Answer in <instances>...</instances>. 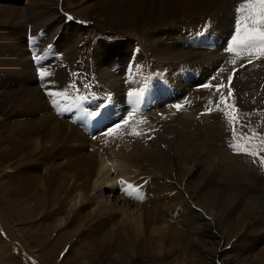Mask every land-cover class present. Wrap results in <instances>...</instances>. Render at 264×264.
I'll return each instance as SVG.
<instances>
[{
    "label": "rangeland",
    "instance_id": "rangeland-1",
    "mask_svg": "<svg viewBox=\"0 0 264 264\" xmlns=\"http://www.w3.org/2000/svg\"><path fill=\"white\" fill-rule=\"evenodd\" d=\"M8 1L0 0V9L7 6ZM13 1L19 3L20 8L14 24L22 28L17 33L23 40L27 36V41L31 37L38 38L40 29L36 30L34 13L26 6L29 0ZM184 3L185 0H50L59 18L47 37L55 34L52 30H57L59 36L55 34L48 41L46 35H42L46 37V47H50L40 56L36 50L40 46V37L35 45L28 42L24 46L28 48L30 59L27 62L30 65L28 81L43 87L45 82L41 73L53 67L59 71L62 69L77 83L79 93H76L84 95L87 104L83 105V99V102L71 100L67 105L74 104L73 107L78 108V121L74 125H78L88 142L83 150L65 144L52 154L37 152L33 158L25 156V151L31 150L26 145L16 147L11 154L9 141L0 133V264H264V199L260 197L264 194V56L255 50L247 55H237L235 51L228 50L231 46L224 45L232 28L237 27V19L241 15L237 9L246 3H255V0H199L198 6L190 8L191 14L178 17L177 12L182 13L183 9L179 10L185 6ZM145 5L155 9L154 17L150 12V17L144 16L142 9ZM64 10L92 21L89 24L85 21L83 25L73 20L75 17L71 14L68 20ZM9 26V23H0V28ZM219 26L225 29L219 32ZM211 31L221 35L214 39L218 41L213 43L217 44L215 46L187 40L191 36L198 39ZM122 53L129 55L131 68L134 67L142 77V82L151 86L146 83L150 91L170 85L159 99V106H150V116L141 121L139 110L128 105L134 98L126 92L132 90L135 93V87L128 71L118 66ZM205 63L207 68L199 74L201 77H192L191 83L198 86L205 78L203 83L208 84L210 79L212 84L196 91L197 86L189 84L187 90L191 89V94L183 102L178 98L176 103L181 107H176V112H173L167 105L168 99L172 95L179 96L177 88L183 87L177 84V76L193 71L200 64L202 69ZM211 69L213 73L209 75L212 76L206 78ZM158 82L166 83L156 85ZM220 82L224 87L218 90ZM230 89L232 95L229 97ZM47 92L49 89L45 91V100L58 119H73L70 112L62 111L66 100L63 102L60 96ZM221 94L227 98L223 103ZM184 102L188 104L184 105ZM210 102L213 110L209 112L205 108H209ZM194 103H199L198 110L190 115L185 109ZM226 105L235 106L238 120L229 122L225 115ZM83 110L86 112L84 117ZM109 111H114V114L110 115ZM227 111L233 110L229 107ZM93 119L95 121H91ZM233 130L237 134L235 140ZM242 136L251 139L244 140ZM233 143L256 152V155L235 150L230 146ZM97 149L108 153L107 156L114 155L123 160L126 168L133 170V176L141 182L137 192H129L120 177L122 181L118 182L117 192L109 196L110 191H106L104 198L114 205L126 199L135 208H141V205L150 207L152 198H148L150 195L146 191L151 192L158 187L156 190L166 195L164 202L159 200L152 204V212L156 218L159 216L187 233L188 242H174V247H170L169 240L166 245L162 244V235L154 236L155 243L151 244L145 241L144 234L135 238L131 229L124 225L125 232L118 237L119 250L109 251L104 247L103 235L90 236L92 243L86 244L83 234L92 223L91 210L97 206V201L90 202L89 197V204L83 208L82 215L78 214L80 204L74 207L75 202L66 204L67 201L58 206L53 202L41 211L40 207L29 208L31 202L25 204L22 194H17L10 187V183L22 180L25 173H33L36 169L48 176L47 172L55 160L61 169L54 179L52 192L59 188L60 197L69 195L70 185L84 186L91 172L89 158ZM55 174L52 175L55 177ZM199 178H204L202 191L198 188ZM206 180L214 191H203ZM213 194L223 199L225 196L231 198L229 203L223 201L216 208L218 215L213 213L212 216L201 207V202L204 203L206 195ZM15 195V202H24L26 208L12 204L11 198ZM42 197L48 199L39 194L33 197V201ZM248 206L258 207L252 216L247 214ZM188 208L203 215L195 221L186 213ZM75 209L78 211L76 216L73 215ZM18 210L20 212L15 213ZM117 217L118 223L122 220V212L113 217L114 221ZM158 220L159 232L164 224L162 221L159 224ZM13 230L20 241H8L7 233Z\"/></svg>",
    "mask_w": 264,
    "mask_h": 264
},
{
    "label": "bare ground",
    "instance_id": "bare-ground-1",
    "mask_svg": "<svg viewBox=\"0 0 264 264\" xmlns=\"http://www.w3.org/2000/svg\"><path fill=\"white\" fill-rule=\"evenodd\" d=\"M198 1L199 0H185V3H184L185 6H183L181 9L179 8L180 9L179 11L183 9L182 13L177 12L179 14L178 17L185 16V15L187 16V14H191L192 10L190 8L192 6L193 7L198 6ZM8 2L9 4L7 6L0 9V23L5 22V23H9L10 26H13V24L16 21L17 15H18V11L20 9L19 3H15L13 0H10ZM177 5H180V3ZM200 5H202V3ZM26 6L29 7L30 10L34 13V20L37 26L36 30L40 29V31L38 32V35L40 37L38 44H40V46H37V49H36L38 50V53L40 56L42 55L41 53L45 51V49L47 48L46 47L47 41L45 42V38L47 37V35L50 34L49 30L53 28L58 22L57 21L58 20L57 18H59L58 13L56 9L52 6V4H50V0H29L28 5ZM142 10L145 13L144 16H148L150 12L151 14H153L152 16L154 17L155 9L153 7L145 5ZM194 11L196 10L194 9ZM171 13L175 14V12H171ZM10 26L7 29L6 28L4 29V27L0 28V128H1L0 133L4 134L5 135L4 139L9 141L10 153L13 154L15 152L14 150H16L15 149L16 147L22 148L24 145L28 146V148L31 147V150H32V151L26 150L25 156L26 157L33 156V158H35V155L37 154V152H42L43 155L52 154L55 152V150H59L60 148L65 146V144L67 147L76 146V147H81L83 150L84 149L83 146L87 144L88 138L80 130L78 125L77 126L74 125L75 121H78V117H77L78 108L73 107L74 104L67 105V103L70 102L71 100L72 101L75 100V102L76 101L83 102V99H84L83 105H86L87 100L85 99V96L83 95L82 97L81 95L76 93V91H78L79 89L77 86V83L75 81H72V79L68 76L66 72L63 73L62 69L59 71L57 70V68L52 67L49 70L47 68L46 71L44 72L45 75H43L44 76L43 80L45 82L44 85L42 84L43 87H39L33 81L31 82L28 81L29 76H30V65L27 62H29L30 59L28 58V55H27L28 48H25L24 46H26L28 42H32V44L35 45V41L39 37L38 38L37 36L31 37L32 39L30 38L27 41V36H25V39L23 40L22 37L19 35V33H17L22 27L20 25H15V24L11 28ZM219 27L222 29H220ZM219 27H218L219 32H222L225 29V27L223 26H219ZM52 31L55 34H58L57 30L56 31L52 30ZM55 34H52L51 36ZM42 35H46V37ZM51 36H49V38ZM220 37L221 35L218 32L211 31L208 34L201 35L198 39H195L191 36V37H187V40L189 41L192 40L196 44H200V45L204 44V46L205 45L215 46L217 44H213V43L218 42V41H215L214 39L220 38ZM49 38L47 37L48 41L50 40ZM224 45L228 46V39ZM122 54H121L122 60L117 61V63L119 64L118 66H121V68L124 71L125 70L128 71L131 77V84L136 88L135 93L137 92L140 93L139 96H133V97L131 96L134 99H131L128 105L130 106V108L134 107L139 110L140 112L139 118H141L140 119L141 121L142 119H147L150 116L149 114L152 112L150 111L151 108H154L155 106L157 108L159 106V102H160L159 99L162 98L165 89L170 85H166V87L162 88V90H158L156 88L157 90L150 91V88L146 87L147 82L146 83L142 82V77L138 76L137 71L134 70V67L131 68L130 66L131 58L128 57L129 55L126 56L127 54L126 55L123 54L124 55L123 56ZM123 58L126 60L124 61ZM53 59L54 57L52 58V60ZM46 64L47 63L44 62V65ZM197 66L198 67L194 68L195 71L193 70L191 72H186L185 74L183 73L177 76L178 77V79L176 78L177 84L183 87L177 88V92L179 93V96L174 97V95H172L170 99H168L167 105L171 106L173 112H176L175 111L177 110L176 107L180 106V105H177L176 102L179 99H181V102H183L184 99L187 98V95L189 93L191 94L192 90L191 89L187 90V86L189 84L192 87L197 86L191 83V78L192 77L196 78L195 77L196 75H198L197 77L200 78L201 76L199 74L203 73L202 71L205 68H207L206 63L203 64L202 69L199 68L201 67V64ZM211 70L206 75V78L210 76L209 74L213 73V70L212 71ZM191 73L192 75L190 76ZM204 79H203V82H204ZM203 82L200 83L202 86L199 87L200 84H198V86L194 90L196 91V89L205 87V85L207 84ZM223 82L225 81L223 80ZM164 83L158 82L156 85H162ZM147 85L149 86L148 83ZM43 89H46V90L49 89V92L55 93L56 96H60L62 101L66 100V102L63 103L62 105L63 107L62 111L63 112L66 111L67 114L68 112H70L72 117L74 118L73 119L71 118V120L58 119L57 115L53 112L54 110L50 107V104L49 105L47 104L48 101L46 102L45 100L46 90L44 91ZM117 91L119 92V90ZM197 92L202 93V91H197ZM193 101L197 102V100H193ZM185 104H188V103L184 102V105ZM198 104L199 103H194L192 107L185 109V110L187 111V113H190V115L191 114L193 115L198 110ZM115 106H116V103H115ZM116 109L117 108L114 107V111H116ZM205 109H208V108H205ZM114 111H109V114L110 115L114 114ZM80 112L82 113V111H79V113ZM82 116L83 117L86 116V112L84 110H83ZM91 121H95V120L93 119ZM188 149L192 150L191 148H188ZM107 154L97 149L96 153L91 155L92 159L91 157L89 158V162H90L89 166H90L91 172L86 177V180H85L86 182L84 186H82V184H78L77 186L70 185L68 188V191H70V194L65 195L64 197L59 196V193H60L59 188L56 189L54 192H52L53 190L52 186L55 183L54 179H56L58 174H60L59 171L61 169V166L55 160H54V164L51 165L50 170L47 172L48 176H46L45 174L43 175L42 172L40 173V170L38 171V169H36L33 171V173L31 172L25 173V176L20 181L17 180L15 182L13 180L14 183H12V185L10 183V187L11 189L14 188L17 194H20V195L22 194L21 197L23 196L25 200L24 201L25 204L26 202H31V205L28 206L29 208L32 209V208L40 207L41 211H43L46 207H48L49 204L53 202L54 203L56 202L55 204L58 206L60 203L63 204L64 203L63 201H67L66 204L75 202L73 204L74 207H77L80 204L81 206L77 207L78 209L79 208L80 209L79 210L77 209V210L79 211L78 214L82 215L84 214L83 208L89 204V202H87L89 197H91L90 202L93 200L97 201V206L91 210L90 218H92L91 219L92 223L87 227L86 232H84L83 234L86 244L90 243V239H89L90 236L96 237V236L103 235L105 237L102 243L104 247L108 248L109 251H113L115 249L119 250L120 242H119L118 237H119V234L121 233L124 234L125 232L123 231L124 225H127L131 229L130 231L131 233H133L135 238H139L140 236L144 234L145 241H147L148 243L150 242L151 244L152 242L153 244L155 243L154 236L162 237V235L164 236L163 238L164 242L162 244L166 245L167 241L169 240L168 242L170 245L169 244L168 245L170 247H174L172 246L173 244H176L174 242L178 243L179 241H182V240L185 242H188L186 241L188 237L187 233L180 231L178 227L171 226L169 222L168 223L165 222V220L160 219L159 216H158L159 218L158 220V218H156V216L154 215V212H152L151 210L153 208L152 204L153 203L155 204V202H158L159 200L164 202L165 195H166L164 192L161 191L160 193L158 190H156V189H159L158 187L153 186L154 188L152 187L153 189H151V192H149L148 190L146 191L150 195L148 198H152V200H150V202H152L150 204V207L141 205L140 206L141 208H135V206L130 205L128 200L121 199V198H120L121 203L114 205L112 204L111 201H109L108 198H104V194L106 191H110L109 196H112L115 194V192H117L118 190L117 188H119L118 182L122 181L120 180L121 179L120 177H122L123 181L125 182L124 184L127 186V190L129 192H137V190L140 189L138 184L139 183L141 184L140 181L138 182L136 180L137 177L135 179V177L133 176L134 171L133 170L130 171L126 168L127 165L126 163H124L123 160L122 161L119 160L114 155L107 156ZM53 173H56L55 177L52 175ZM14 175H17V174H14ZM143 181H145V179H143ZM203 181H204V178L199 181L198 188L201 189L199 191H202L201 184H203ZM121 185L122 184H120V186ZM188 186L192 188V185L189 183H188ZM210 187L211 186H208V181L206 180L205 185L203 187V191H211V190L214 191L215 190V189H211ZM38 193L44 194V196H46V198L48 199L44 200V197H42V198H38L36 201H33L35 200L33 197L36 198V195H39ZM260 197L261 199H264V194H262ZM58 198H62L61 201L58 202L57 201ZM230 198H231L230 196H225V199H223L219 195L218 197L214 194L213 196L206 195V199H204V203L203 201L201 202L202 203L201 207L212 216L214 215L213 213H216L218 215V212H216V208L220 204H222L223 201L229 203ZM16 199H17L16 195L13 198H11L12 204L13 203L20 204L22 207H25V208L27 207L25 206L24 202H19V203H17L18 201L15 202ZM174 205L175 203L172 205V207ZM257 209L258 207L248 206V209H247L248 216H252L253 212H256ZM78 211H76L75 209L73 210L74 214L73 213L72 214L76 216L78 215L77 214ZM17 212H20V210L16 211L15 213ZM121 212H122V217H121L122 220H120V222L118 221L117 223L118 217L116 218V221H114L113 217L116 214L118 215V213L121 214ZM15 213H12V214L14 216H17L15 215ZM35 213H37V211ZM57 213L58 212H56V214ZM186 213L191 215L195 221L197 218L203 215L202 212L199 213L196 210L193 211L192 208H188ZM29 215H32V214H29ZM42 219L43 218H41V220ZM157 220L158 222L160 221L159 224H161V221L164 224L163 225L164 227L162 226V229L159 232H158L159 228L156 222ZM238 220H239L238 222H241L244 224L243 220H240V219ZM198 225L199 223L196 226ZM200 235L202 236L201 233ZM7 236H8L9 242L14 241L16 239L17 241H20L16 235V231L14 230L12 233L8 232ZM185 254L186 253H184V255Z\"/></svg>",
    "mask_w": 264,
    "mask_h": 264
},
{
    "label": "snow or ice",
    "instance_id": "snow-or-ice-1",
    "mask_svg": "<svg viewBox=\"0 0 264 264\" xmlns=\"http://www.w3.org/2000/svg\"><path fill=\"white\" fill-rule=\"evenodd\" d=\"M258 9V11H257ZM237 11L241 14L240 18L237 19L236 36L232 41V46L228 49L229 51H235L237 55L240 53L250 54L253 50L257 51L260 56H264V0H255V3H246L242 5ZM259 58V56H257ZM233 64L235 60L231 61ZM251 63V60H249ZM45 75V73H41ZM232 77L228 78L229 84ZM224 87L223 84L218 86L219 88ZM49 95H55V93L49 92ZM129 95L139 96L140 93H129ZM229 97L232 95L231 89L228 93ZM227 98L221 94V102L223 103ZM180 107V106H177ZM231 107L232 112L227 111V108ZM219 109V105H217ZM211 102L208 111H212ZM236 113L235 115L233 113ZM225 115L229 119V122L239 119L237 110L234 105L225 106ZM119 127V126H117ZM255 135V134H254ZM236 132L233 130V139H236ZM244 140H250L247 136L241 137ZM237 151L250 152L252 155H256V152L250 151L248 148L233 143L230 145Z\"/></svg>",
    "mask_w": 264,
    "mask_h": 264
}]
</instances>
